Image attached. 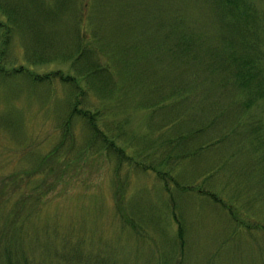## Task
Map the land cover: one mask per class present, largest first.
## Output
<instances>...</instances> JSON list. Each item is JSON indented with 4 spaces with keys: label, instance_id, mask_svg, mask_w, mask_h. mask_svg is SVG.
Listing matches in <instances>:
<instances>
[{
    "label": "rangeland",
    "instance_id": "1",
    "mask_svg": "<svg viewBox=\"0 0 264 264\" xmlns=\"http://www.w3.org/2000/svg\"><path fill=\"white\" fill-rule=\"evenodd\" d=\"M246 1L260 33L222 0H0V238L16 246L1 264H264V100L243 111L227 54L201 64L228 40L264 53V0ZM183 29L196 62L169 53ZM87 66L121 93L103 96ZM76 94L96 139L78 113L66 122Z\"/></svg>",
    "mask_w": 264,
    "mask_h": 264
},
{
    "label": "trees",
    "instance_id": "2",
    "mask_svg": "<svg viewBox=\"0 0 264 264\" xmlns=\"http://www.w3.org/2000/svg\"><path fill=\"white\" fill-rule=\"evenodd\" d=\"M222 5L229 9L230 17L241 22L240 26L243 28L242 34H245V32L247 31L252 32V34H255L257 32L260 33L261 22L260 20H257L256 19L257 17L255 16V14L252 11H250V8H248V4L246 0H222ZM0 6L2 7V4H0ZM11 8L16 10L17 5L15 7L11 6ZM0 10L2 9L0 8ZM8 16H9V12H8ZM169 32L170 33L168 36L171 37L172 30ZM175 37L176 39L178 37V39L177 40L173 39L172 42L168 43L169 53L176 54V55L180 54L181 56L183 55L187 62L189 61L196 62L198 58H197V53L195 52V49L197 46H199V41H198V44H196V40H195L196 36L189 35L188 32H186L183 29L182 31L179 32V35ZM139 45L136 46L137 49H139ZM219 47H221L220 52H217V50L215 49L212 50L216 53L214 52L209 53L208 55L210 56V58L207 59L206 63H201V64L202 66L203 64L208 65V66L217 65V62L221 63L220 56L222 57L227 54L228 65L231 66V69L229 70L230 75L227 79L223 77L222 83L224 85H231V88L234 89L236 91V94L240 96L237 99H241L245 97L244 99L240 101V103L242 104V108H244L243 111L247 112L252 106L255 105V103L258 100H264V53L260 51L259 42H256V40H251V41L246 42V41H243V39H240L239 41H235L234 43L228 40V41L221 42L219 44ZM128 50L129 49L127 50L125 49V54H126V51ZM88 52L92 54L91 50ZM115 52L118 53L116 49L112 48V51H109L108 55L110 54L114 55L117 60L118 56H116ZM84 53H85V50L80 51V55L81 54L84 55ZM141 54L147 55L149 54V52L146 49V51H143ZM135 55H138L137 52ZM123 57H125L123 54L122 56L121 55L119 56V58H123ZM136 59L137 58L135 57V60ZM99 67L110 69L107 66L106 67L99 66ZM203 68L205 69V67ZM96 72H97V67L87 66L86 71H85V77L88 80L95 79L96 83L98 82L101 83V85L97 84L95 88L96 89L98 88V90L102 93L103 96L108 97V99L112 100L114 99V97L117 96L116 91L121 93V91L119 90L120 86L119 84H117V79L113 73L112 75H109V77H107L108 79L106 77H102V79L100 80L99 78H97L96 75L94 76ZM27 73L31 74L30 72H27ZM137 74H140L143 77V80L141 81L139 77L137 76V85H140L142 82L146 80V77H144L143 75L144 73H142L139 70ZM49 75L58 76L60 79L64 81V83H71L74 86L78 87L77 78H74V76L71 74L65 75V74H57V72H54V73H47L44 75V77H47ZM125 78L126 80L128 79L127 76H125ZM142 86H144V84ZM77 96L78 94H76V98H77L76 102L72 104L70 114L68 115L69 117L66 122L67 124L70 123L75 113H78L80 116H83L89 121L90 128L94 132L95 139H96L100 135V130L95 124V120H94L96 116L93 114L90 115L89 114L90 111H85L84 109H81L78 107L80 104L79 103L80 99ZM261 130H262L261 126L255 127L253 134L256 136V134L259 133ZM184 138H186V136L181 135L177 140L178 143L174 142L172 143V145L175 148L178 145L184 146L185 143L187 142L186 140L184 144L181 143V140ZM258 139L259 140L256 139V141L259 142L258 143L259 145L257 144V146L262 148L264 146V136L260 135ZM102 143H104V148H106V150L114 151L115 149L120 154H124V151H126L124 148L122 147L120 148L119 146H117V143L113 139H108L107 137H104V136L102 137ZM205 146L206 145H202L200 148L203 149L205 148ZM116 147H119V149ZM125 154H128V153L126 152ZM136 163L142 166L144 165L143 167L145 169L154 170V172L158 175V177L163 181L164 186L167 191L170 190L171 183L174 182L175 185H177L175 181V177L172 175L171 172L169 174L168 171H161L160 169H158V167L151 166L150 163L146 162L148 164L147 165L144 161L143 162L136 161ZM178 236L181 239V246L184 245L185 240H184V231H183L182 226L180 227ZM13 243L14 241L9 238L8 239L0 238V245H1L0 248L6 249V250L7 249L12 250L16 247L15 243L14 244ZM7 264H15V263L8 261Z\"/></svg>",
    "mask_w": 264,
    "mask_h": 264
}]
</instances>
